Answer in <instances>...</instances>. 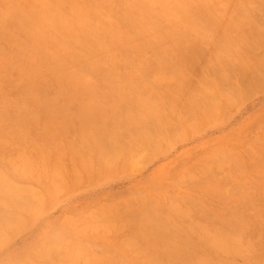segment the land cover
<instances>
[{"label":"rangeland","instance_id":"1","mask_svg":"<svg viewBox=\"0 0 264 264\" xmlns=\"http://www.w3.org/2000/svg\"><path fill=\"white\" fill-rule=\"evenodd\" d=\"M0 215V264H264V0H0Z\"/></svg>","mask_w":264,"mask_h":264},{"label":"bare ground","instance_id":"2","mask_svg":"<svg viewBox=\"0 0 264 264\" xmlns=\"http://www.w3.org/2000/svg\"><path fill=\"white\" fill-rule=\"evenodd\" d=\"M58 16V15H57ZM136 116H138V115H136ZM118 122V121H117ZM90 123H91V121H90ZM95 124V123H94ZM121 124V123H120ZM143 140V139H142ZM141 142V141H140ZM101 144V143H100ZM97 145V144H96ZM115 147H117V146H115ZM109 151V150H108ZM113 153V152H112ZM103 156H105L104 155V153H103ZM22 191V190H21ZM14 192V191H13ZM13 192H11V193H13ZM17 195V194H16ZM22 195V194H21ZM25 197V196H24ZM22 198V197H21ZM15 199V198H14ZM16 200V199H15ZM148 214V213H147ZM6 217V216H5ZM0 218H1V215H0ZM146 223V222H145ZM153 224V223H152ZM163 224H161V226H162ZM5 228H6V226H5ZM8 229V228H7ZM158 229V228H157ZM169 230V229H168ZM159 232V231H158ZM1 233V232H0ZM164 236V235H163ZM1 240V239H0ZM212 243V242H211ZM175 246H176V244H174ZM178 245V244H177ZM187 245V244H186ZM180 246V245H179ZM232 246V245H231ZM183 247V246H182ZM184 247H185V245H184ZM189 247V246H188ZM234 247V246H233ZM172 248V247H171ZM177 248V247H176ZM179 248V247H178ZM180 249V248H179ZM182 249V248H181ZM184 249V248H183ZM198 249V248H197ZM176 250V249H175ZM177 251V250H176ZM171 252V251H170ZM178 252V251H177ZM169 253V252H168ZM172 253V252H171ZM180 253V252H179ZM164 254V253H163ZM175 254V253H174ZM168 256V255H167ZM173 256V255H172ZM171 257V256H170ZM198 258V257H197ZM207 258V257H206ZM173 259H174V257H173ZM193 259V258H192ZM201 259V258H200ZM204 259V258H203ZM206 260H208V258L206 259ZM210 260V259H209ZM205 261V260H204ZM194 262V261H193ZM195 263V262H194ZM199 263V262H198ZM202 263V262H201ZM206 263H207V261H206ZM210 264V263H209Z\"/></svg>","mask_w":264,"mask_h":264}]
</instances>
